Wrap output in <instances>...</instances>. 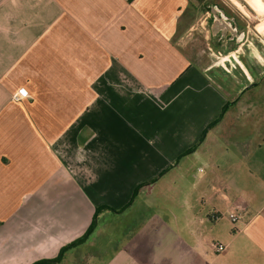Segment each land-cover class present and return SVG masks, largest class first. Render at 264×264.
<instances>
[{
  "label": "crops",
  "instance_id": "1",
  "mask_svg": "<svg viewBox=\"0 0 264 264\" xmlns=\"http://www.w3.org/2000/svg\"><path fill=\"white\" fill-rule=\"evenodd\" d=\"M189 5L0 0V264H264V32Z\"/></svg>",
  "mask_w": 264,
  "mask_h": 264
},
{
  "label": "rangeland",
  "instance_id": "2",
  "mask_svg": "<svg viewBox=\"0 0 264 264\" xmlns=\"http://www.w3.org/2000/svg\"><path fill=\"white\" fill-rule=\"evenodd\" d=\"M207 2L199 3V0H191L190 1V8H192V5H196V8L193 9L194 14L191 15L189 21L191 22L192 25H194V30L191 31V36L188 37L182 41L185 42V46L188 49V51L192 52L195 55V58H198V60L201 61V63L204 64H218V66L224 67L225 66V61L222 58L220 54H218V50L216 49L217 45L215 44V39H213L211 31H210V24L211 20L207 19V14L204 15L203 12H208V10L202 11L204 7H201L202 4H209L211 3L209 0H206ZM221 3L224 2L227 6H230L234 9V7L231 5L229 0H218ZM237 4H239L246 12L248 17L244 16L243 14L241 15L242 18L247 20L246 25L248 26V31L250 33H255V31L259 30L261 32H264V12L258 13L257 9L254 8L249 2L246 0H235ZM258 1V0H257ZM264 3V0H262ZM259 2V1H258ZM261 3V2H260ZM254 8V9H253ZM209 14V12H208ZM202 15V16H201ZM204 15V16H203ZM210 15V14H209ZM240 17V15H239ZM241 18V17H240ZM260 24L259 26H257ZM187 42V43H186ZM233 47V46H232ZM253 52V51H251ZM246 54L248 56V51H246ZM224 55V53L222 54ZM219 68V67H218ZM249 92L243 94V96L240 98V101H244L248 98ZM256 133V132H254ZM253 133V134H254ZM132 220V219H131ZM101 227L104 225V223L100 224ZM125 228H129V224L125 223L124 225ZM108 234H113L115 237V231L109 229ZM130 232H123L121 230L120 236L121 238H126L129 237ZM126 240V239H124Z\"/></svg>",
  "mask_w": 264,
  "mask_h": 264
},
{
  "label": "flooded vegetation",
  "instance_id": "3",
  "mask_svg": "<svg viewBox=\"0 0 264 264\" xmlns=\"http://www.w3.org/2000/svg\"><path fill=\"white\" fill-rule=\"evenodd\" d=\"M247 2H249L251 5L252 4H255V3H258V4H261V6L264 8V3H263V1L262 0H246ZM229 2L231 3V5L234 7V12L235 13H237V14H239V15H244V16H246V17H248V15H247V12L239 5V4H237V2L235 1V0H229ZM261 2V3H260ZM203 3V2H202ZM208 7V12H209V19L211 20V24H212V22H213V20H214V10H215V12H217L218 10H216L217 9V7H219L220 9H222L224 12H225V14H226V16L227 17H229V19H235V21L237 22V17H234V16H232V13L231 12H229V10H227L225 7H224V5H222V3H220V1H214V2H212V3H209V4H202L201 5V7ZM204 13V15H206V13L207 12H203ZM203 15V16H204ZM217 15H219V13L217 12ZM202 16V15H201ZM237 24H238V22H237ZM238 28H239V24H238ZM223 34H225V38H227V39H230L231 37H232V33H230L228 30L227 31H224V33H223V30H220L218 33H217V36H216V38L217 37H220L221 35H223ZM239 35H240V32L238 31V33H237V35H236V37H235V40L237 39V38H239Z\"/></svg>",
  "mask_w": 264,
  "mask_h": 264
},
{
  "label": "built area",
  "instance_id": "4",
  "mask_svg": "<svg viewBox=\"0 0 264 264\" xmlns=\"http://www.w3.org/2000/svg\"><path fill=\"white\" fill-rule=\"evenodd\" d=\"M206 14H207L206 17L208 19V17H209L208 12ZM27 96H28V94L26 91L20 90L15 95H13V100L15 102H19V101L25 99ZM222 217H223V214H221L219 212H215L212 215V219L214 221L220 220ZM239 217H240V207H237V211L231 212L228 214V218H229L230 222L233 224H236L238 222ZM211 248L217 254H222V253H225L227 251V246L220 244V243H217V242L212 243Z\"/></svg>",
  "mask_w": 264,
  "mask_h": 264
},
{
  "label": "water",
  "instance_id": "5",
  "mask_svg": "<svg viewBox=\"0 0 264 264\" xmlns=\"http://www.w3.org/2000/svg\"><path fill=\"white\" fill-rule=\"evenodd\" d=\"M216 10H218L217 12L219 13V15H217V12H215L214 10V20L211 26L212 34L216 35L220 30H223V33L224 31L228 30L230 33H232V35L236 34L238 32V24L235 19H229V17L226 16L225 12L219 7H217Z\"/></svg>",
  "mask_w": 264,
  "mask_h": 264
},
{
  "label": "trees",
  "instance_id": "6",
  "mask_svg": "<svg viewBox=\"0 0 264 264\" xmlns=\"http://www.w3.org/2000/svg\"><path fill=\"white\" fill-rule=\"evenodd\" d=\"M191 0H189V2H190ZM211 3L212 2H214V1H218V0H209ZM203 2V0H199V3H202ZM204 2H207L206 0H204ZM196 6H197V4L194 6V5H192V8L193 9H195L196 8ZM205 10H208V7H204V9L202 10V11H205ZM214 125V124H213ZM210 127H212V125L210 126ZM203 138H204V136H203ZM194 150H191V151H189L188 153H191V152H193ZM138 190L139 189H137L136 190V192H135V196H136V193L138 192ZM133 201V200H132ZM104 209H108V207H106V206H103V207H99V208H97L96 209V212H95V214H94V220H93V224L91 225V227H89V229L87 230V232H86V234L81 238V240H84L93 230H94V226H95V222H96V219H97V217H98V212L99 211H101V210H104ZM80 241V240H79ZM64 250L65 249H63L62 251H61V253H60V255H59V257L61 256V254L64 252ZM59 259V258H58ZM57 259V260H58ZM36 264H42V263H36Z\"/></svg>",
  "mask_w": 264,
  "mask_h": 264
},
{
  "label": "bare ground",
  "instance_id": "7",
  "mask_svg": "<svg viewBox=\"0 0 264 264\" xmlns=\"http://www.w3.org/2000/svg\"><path fill=\"white\" fill-rule=\"evenodd\" d=\"M252 6L257 9L258 13L259 12L262 13V11L264 12V8L261 6V4L255 3V4H252Z\"/></svg>",
  "mask_w": 264,
  "mask_h": 264
}]
</instances>
